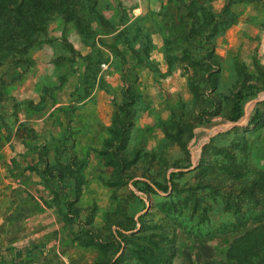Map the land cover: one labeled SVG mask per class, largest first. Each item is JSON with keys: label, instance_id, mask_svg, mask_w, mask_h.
<instances>
[{"label": "rangeland", "instance_id": "374dc122", "mask_svg": "<svg viewBox=\"0 0 264 264\" xmlns=\"http://www.w3.org/2000/svg\"><path fill=\"white\" fill-rule=\"evenodd\" d=\"M258 174L264 0H56L0 37V264H226Z\"/></svg>", "mask_w": 264, "mask_h": 264}, {"label": "trees", "instance_id": "16d2710c", "mask_svg": "<svg viewBox=\"0 0 264 264\" xmlns=\"http://www.w3.org/2000/svg\"><path fill=\"white\" fill-rule=\"evenodd\" d=\"M59 1L61 4L75 2V0ZM49 10H56V0H0V37L10 36L14 33L26 36L30 32L43 31L44 20ZM242 97L243 94L240 90L235 92L231 105V112L234 114L233 119L237 118L240 113ZM121 110H123L126 118L127 111L123 108ZM257 117L258 114L253 115L251 119L255 121ZM114 124H117V126L110 128L112 138L105 141L107 145H111L113 141L116 144L120 143L124 138V134H126V127L129 123L126 119H123V121L117 120V116L114 115ZM103 154L109 164L113 157L116 158L115 153H107L106 151ZM261 175L258 174V178L252 180L242 191L245 193L246 198L253 199L256 192L264 193V178H259ZM154 186L158 189L161 188L157 183H154ZM145 187L152 190L147 184H145ZM262 212L252 213L250 227H244L245 224L241 225L238 222L244 229L241 234L234 237L230 242L226 250V264H264V212ZM158 243L151 241L148 245L137 244L133 252L135 258L141 264H161V257L165 255L167 249L160 247ZM134 244L132 243V245ZM167 260L163 261V264H168Z\"/></svg>", "mask_w": 264, "mask_h": 264}, {"label": "crops", "instance_id": "0c3cea01", "mask_svg": "<svg viewBox=\"0 0 264 264\" xmlns=\"http://www.w3.org/2000/svg\"><path fill=\"white\" fill-rule=\"evenodd\" d=\"M109 83H110V86H114V85H115L114 80L109 81ZM85 106L88 107V103H86ZM95 107H96L97 110H100V109H104V110H105V108L107 107V104H106L104 101L97 100V102H96V104H95ZM98 116H99L100 118H103V116H105V114L98 113ZM84 138H86V139H87V138L90 139V135L87 136V134H84ZM76 147H77V146H76Z\"/></svg>", "mask_w": 264, "mask_h": 264}]
</instances>
